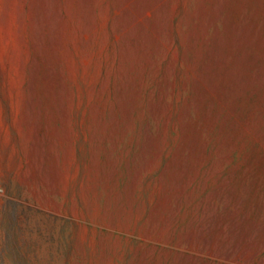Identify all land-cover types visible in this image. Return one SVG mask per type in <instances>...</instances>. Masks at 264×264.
<instances>
[{
	"label": "rangeland",
	"instance_id": "374dc122",
	"mask_svg": "<svg viewBox=\"0 0 264 264\" xmlns=\"http://www.w3.org/2000/svg\"><path fill=\"white\" fill-rule=\"evenodd\" d=\"M0 264H264V0H0Z\"/></svg>",
	"mask_w": 264,
	"mask_h": 264
}]
</instances>
